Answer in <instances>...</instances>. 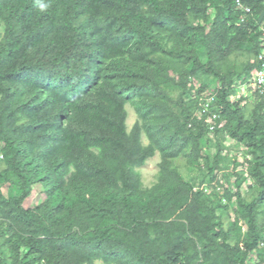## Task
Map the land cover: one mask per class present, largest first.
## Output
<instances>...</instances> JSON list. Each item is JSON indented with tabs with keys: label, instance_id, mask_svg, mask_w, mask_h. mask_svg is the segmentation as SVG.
Here are the masks:
<instances>
[{
	"label": "trees",
	"instance_id": "obj_1",
	"mask_svg": "<svg viewBox=\"0 0 264 264\" xmlns=\"http://www.w3.org/2000/svg\"><path fill=\"white\" fill-rule=\"evenodd\" d=\"M235 1L0 0V181L18 189L0 191V243L12 255L0 264H246L260 252L264 98L247 120L230 96L258 69L264 0H240L243 22ZM244 50L254 61L220 69ZM198 75L218 86L193 90ZM211 96L230 140L252 155L258 188L250 202L236 193L247 238L234 244L202 189L170 167L186 148L203 158L207 127L193 110ZM127 103L138 117L129 132ZM156 152L157 183L142 188L135 168ZM206 162L213 182L218 162Z\"/></svg>",
	"mask_w": 264,
	"mask_h": 264
},
{
	"label": "rangeland",
	"instance_id": "obj_2",
	"mask_svg": "<svg viewBox=\"0 0 264 264\" xmlns=\"http://www.w3.org/2000/svg\"><path fill=\"white\" fill-rule=\"evenodd\" d=\"M209 17L210 23L214 17V11L209 12ZM260 27L261 29L264 28L263 21H261ZM198 52L204 60V50L201 49ZM254 59L246 50L240 51L230 55L225 62L221 63L220 69L222 71L231 68L239 69L246 62L254 61ZM171 76L176 79L175 74L171 73ZM202 84L207 85L211 89L218 86L214 79L202 75H198L191 80L189 86H192L193 90H196ZM164 88L169 97L175 100L179 93V88L171 84L166 85ZM231 96V100H238L242 105L245 119L251 120V112L259 97L249 93L248 89L238 84L234 86ZM125 110L127 112L125 121L126 130L129 132L138 121V117L135 108L130 103L126 104ZM193 111L197 115L200 114L199 105H195ZM224 123L221 120L217 132L214 134L208 133L201 141V154L203 158L194 161L190 157V149L186 148L178 159L170 163V167L174 168L184 180L191 183L194 189H202L207 202L215 208L217 221L221 224V227L225 231L231 232V238L228 242L234 244L247 238V224L240 218L236 193L239 191L242 199L245 202H250L257 196L258 188L248 176L249 161L252 159V155L230 140L223 128ZM141 141L144 146L148 144L144 132L141 134ZM206 159L209 163H212L214 159L218 162V171L213 182L209 180L208 169L211 165H208ZM160 161V154L156 152L152 158L146 161L144 166L135 168V171L140 175L142 188H150L157 183L160 172ZM4 168L5 164L0 156V172ZM201 180H204L203 184L200 183ZM217 187L219 188L217 189ZM0 191L5 198H9L17 195L18 189L15 186L0 181ZM227 195L230 198L226 197ZM35 197L33 194L27 199L25 204L27 208L35 205ZM257 223L258 226L264 227V204L258 207ZM0 253L8 263L11 262L12 255L10 250L7 246L1 245V243ZM261 261H264V249L260 250V252H255L248 258L246 264H257V262ZM95 264L102 263L95 261Z\"/></svg>",
	"mask_w": 264,
	"mask_h": 264
},
{
	"label": "built area",
	"instance_id": "obj_3",
	"mask_svg": "<svg viewBox=\"0 0 264 264\" xmlns=\"http://www.w3.org/2000/svg\"><path fill=\"white\" fill-rule=\"evenodd\" d=\"M235 8L237 11L241 13V18H240L241 22H243V20L251 14L250 9L247 6L243 5L240 0L235 1ZM262 45H263V49L261 50L260 54L257 56L258 69L253 73L250 80L246 84L242 85L244 88L248 89L249 93L254 94L259 98L260 97L264 98V43ZM231 97L232 96H230L231 102L237 101V100L234 101L231 100ZM198 101L200 107V117L204 118L203 120H204V124L207 127V133L214 134L215 131L218 129L220 123L219 115L214 109L216 105V98L215 96H211L205 99H198ZM218 188L219 187H217V189ZM262 249H264V240L260 241L257 247V250L259 251Z\"/></svg>",
	"mask_w": 264,
	"mask_h": 264
},
{
	"label": "water",
	"instance_id": "obj_4",
	"mask_svg": "<svg viewBox=\"0 0 264 264\" xmlns=\"http://www.w3.org/2000/svg\"><path fill=\"white\" fill-rule=\"evenodd\" d=\"M263 18H264V10H263V12L261 13V15L259 17V22H261L263 20Z\"/></svg>",
	"mask_w": 264,
	"mask_h": 264
},
{
	"label": "clouds",
	"instance_id": "obj_5",
	"mask_svg": "<svg viewBox=\"0 0 264 264\" xmlns=\"http://www.w3.org/2000/svg\"><path fill=\"white\" fill-rule=\"evenodd\" d=\"M45 7V5H41V8Z\"/></svg>",
	"mask_w": 264,
	"mask_h": 264
}]
</instances>
